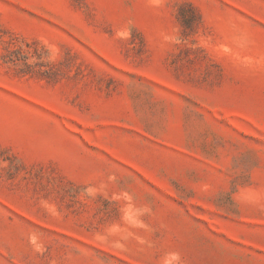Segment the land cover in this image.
<instances>
[{"label": "rangeland", "instance_id": "374dc122", "mask_svg": "<svg viewBox=\"0 0 264 264\" xmlns=\"http://www.w3.org/2000/svg\"><path fill=\"white\" fill-rule=\"evenodd\" d=\"M264 264V0H0V264Z\"/></svg>", "mask_w": 264, "mask_h": 264}, {"label": "clouds", "instance_id": "9594fccd", "mask_svg": "<svg viewBox=\"0 0 264 264\" xmlns=\"http://www.w3.org/2000/svg\"><path fill=\"white\" fill-rule=\"evenodd\" d=\"M181 256L178 252H173L168 255L165 264H180Z\"/></svg>", "mask_w": 264, "mask_h": 264}]
</instances>
